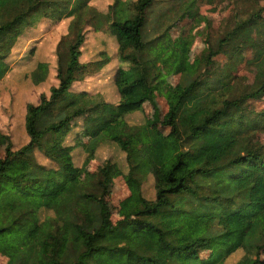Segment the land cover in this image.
<instances>
[{"label":"trees","instance_id":"trees-1","mask_svg":"<svg viewBox=\"0 0 264 264\" xmlns=\"http://www.w3.org/2000/svg\"><path fill=\"white\" fill-rule=\"evenodd\" d=\"M159 1L111 0L100 11L91 0H0V78L35 14L54 23L69 19L55 46L54 84L25 104L24 143L14 148L11 137L1 135L0 254L7 264H228L237 251L242 254L233 264H264V155L240 140L257 129L244 104L264 102V64L250 83L225 67L210 68L218 55L239 49L249 26L264 21V0L234 2L233 25L206 41L205 62L195 72L180 71L159 122L174 138L154 131L143 104L156 90L160 66L174 49L188 47L181 36L171 45L167 40L194 0L161 11L156 26L173 20L149 37V10ZM90 28L105 30L115 44L109 55L100 50L81 60ZM49 69L37 62L33 84ZM109 73L116 100L86 88L88 79ZM137 112L142 122L130 124L127 117ZM107 142L126 163L120 173L128 195L114 221L105 210L113 162L74 177ZM76 148L85 153L80 166L73 162ZM35 152L53 165L42 164ZM149 174L152 199L142 193ZM41 212L50 214L41 218ZM207 245L213 249L201 257L198 249Z\"/></svg>","mask_w":264,"mask_h":264},{"label":"rangeland","instance_id":"rangeland-1","mask_svg":"<svg viewBox=\"0 0 264 264\" xmlns=\"http://www.w3.org/2000/svg\"><path fill=\"white\" fill-rule=\"evenodd\" d=\"M254 0H194L193 8L188 10L174 28L170 31L168 45L178 37H183L188 47L176 48L171 60L158 69V78L154 82L156 90L148 96L143 104L145 116L153 122V129L162 138H174L169 128L159 125L160 118L166 111L173 88L178 80L180 71L195 72L206 59V41H213L220 33L233 25L234 2L239 4H252ZM111 0H91V5L100 11H106ZM177 0H160L150 10L147 18L149 37L161 33L172 19L164 20L161 28L156 26L155 19L161 11L169 6H174ZM69 19L64 18L54 23L44 18L41 14H35L31 23L24 29L21 36L13 44L6 60L9 70L0 78V155L3 154L5 140L2 134L11 137L14 148L20 147L25 138L23 136V114L27 102H37L40 93L48 92L54 84L55 74V46L60 37L66 33ZM105 28V27H104ZM156 28V29H154ZM241 46L233 54L218 55L213 61L212 69L225 67L241 80L242 83L253 81L255 74L264 64V21L261 24L249 26L242 34ZM114 39L105 30L94 32L91 28L87 32L86 40L82 46L81 60L98 57L100 50H108L111 53L114 47ZM185 46V45H184ZM48 62L50 65L47 78L39 83L33 84L31 73L36 68L37 62ZM54 62V63H53ZM111 67V66H110ZM108 67V68H110ZM86 81V79L84 80ZM86 88L92 92L99 91L106 94L110 100H116L110 73L103 74L100 78L88 79ZM75 90L76 87H73ZM246 117L257 126L256 131L244 134L240 137L241 142L248 150L264 155V102L250 101L244 104ZM130 124L142 122V115L137 112L127 117ZM76 127H74L75 129ZM78 130V129H76ZM70 135L68 142H72ZM81 141L87 143L89 138L80 135ZM36 158L46 166L53 164L35 152ZM73 162L80 166L85 153L76 148L73 152ZM84 168H78L74 177L80 180L87 172H96L100 162L110 160L113 167L110 172V187L106 198L105 210L111 214L114 221L118 218L119 202L128 195V189L122 179L120 171L126 170L124 153L112 142L101 144ZM142 193L147 199L154 197L153 177L148 175L142 183ZM50 213L41 212L40 217ZM213 247L210 245L200 247L198 250L201 257H207ZM241 251H237L228 257L227 263L233 264ZM0 264H7V258L0 254Z\"/></svg>","mask_w":264,"mask_h":264},{"label":"crops","instance_id":"crops-1","mask_svg":"<svg viewBox=\"0 0 264 264\" xmlns=\"http://www.w3.org/2000/svg\"><path fill=\"white\" fill-rule=\"evenodd\" d=\"M80 85H81V88H80L81 90L86 89V88H85V84H84L83 82H82V84H80Z\"/></svg>","mask_w":264,"mask_h":264}]
</instances>
